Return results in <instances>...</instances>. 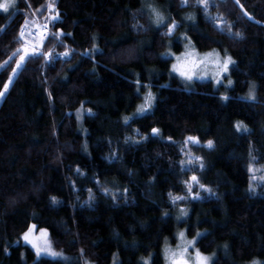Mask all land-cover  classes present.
Returning a JSON list of instances; mask_svg holds the SVG:
<instances>
[{
	"label": "trees",
	"instance_id": "1",
	"mask_svg": "<svg viewBox=\"0 0 264 264\" xmlns=\"http://www.w3.org/2000/svg\"><path fill=\"white\" fill-rule=\"evenodd\" d=\"M48 1L0 10V64L49 26L0 102V264H164L177 231L212 264H264V0H57L55 21ZM188 38L231 57L223 86L171 73ZM31 224L69 261L21 244Z\"/></svg>",
	"mask_w": 264,
	"mask_h": 264
},
{
	"label": "rangeland",
	"instance_id": "2",
	"mask_svg": "<svg viewBox=\"0 0 264 264\" xmlns=\"http://www.w3.org/2000/svg\"><path fill=\"white\" fill-rule=\"evenodd\" d=\"M56 1L57 0H55V3H56ZM1 2H8V0H1ZM50 2H51V0L48 1V4ZM48 10H49V8H48ZM49 15L53 16V15H55V12H50L49 11ZM153 17H154V15H153ZM199 44L200 45L198 46L195 42H192V40L190 38H188L186 40V45H185L182 53H180L178 55H172L171 54V58L173 59L171 73L173 75L177 76L183 82V84L185 85L186 89H190L189 87L195 81H200V82L210 81V82L213 83V85L216 88L219 87V86H223L222 85L223 82H225L227 79L230 78L229 69H228L227 73H223L220 76H217V73L220 71L219 64L227 57H222L217 52L209 49L207 44L204 43V42H201ZM37 47H38V43H32V44L23 43L13 54H11L8 58H6L0 64V71H1L5 66H7L9 63L14 61V59H15L14 69H16V71L12 72V75H11V77H10L8 83H7L8 87L12 83L14 77L16 76L18 69L22 66V64L25 61L24 60L22 62V64H21V66L19 68H17V62L20 60L21 56L25 55V50H27L28 55H31L32 53L35 52V48H37ZM27 56H25V59L27 58ZM174 65L176 66V70L173 69ZM230 65H229V67H230ZM180 72H186L189 75H192V79L191 80L186 79L184 76L180 75ZM217 80H220V82L218 83ZM226 86H229V85H226ZM8 87H7V89H8ZM6 91L7 90H5V88H4V90L2 91L3 95L0 96V102L3 99ZM247 96H248V93L239 95V99L253 101V100H249L247 98ZM144 103H145V101H144ZM144 103H143V105H144ZM80 122H81V120L78 119V123H80ZM190 142L191 143H196V142H192V141H190ZM206 146H208V144H206ZM182 214L183 213L181 211L180 212V217L177 219V222H181V221L184 220L185 217H182L181 216ZM33 225L34 224H31L24 233L28 232L29 228L31 226H33ZM41 230H45V229H38L35 226V228L33 229L32 233L30 234V238L34 242H36L38 244H41V245H43L45 242L50 243L48 231L46 230L47 236L46 237H42ZM24 233L21 235L20 243L25 245V246H28L29 248H31L33 250V252L35 253V256H36L37 259L38 258H47V259H52V260H59V261H62V262L69 261V257H67L63 253L55 250L53 247H52L53 250H55L56 252L62 254L61 257H52V256H49V255H47L45 253H41V255L37 256L36 249L32 247V244L26 242L23 239ZM181 233H183V238H181V236H180ZM199 237H200V235H198V233H197L194 236V238L188 239V238L185 237L184 231H177V233L175 234V239H174L173 245H171V244H169L167 242L165 244V246H164V250H163L164 264H173L174 256L176 258H179V254L181 253L183 247L189 241H195V243H194V245L192 247H190L188 249V253L186 254L185 258H187L188 256H191L192 258H194L195 257V252L197 250L196 243H197V240H198ZM205 256H209V257H211L213 259V256H211V255H205ZM63 257H67V259L65 260V259H63ZM85 264H92V263L86 262ZM112 264H115V263H112Z\"/></svg>",
	"mask_w": 264,
	"mask_h": 264
},
{
	"label": "snow or ice",
	"instance_id": "3",
	"mask_svg": "<svg viewBox=\"0 0 264 264\" xmlns=\"http://www.w3.org/2000/svg\"><path fill=\"white\" fill-rule=\"evenodd\" d=\"M181 2H182V5H186L187 4V0H181ZM197 4L199 6H201V7H203L205 12L207 13V9L209 7V0H197ZM11 6H12V0H8V2H0V10H3L4 12H7ZM48 8H49L50 12H55L56 11L55 0H51V2L48 4ZM149 8L151 9L152 14L155 17V23L158 26L163 25L164 24V17L162 16V14L158 10L153 8L151 5H149ZM58 15L59 14L57 13L56 15L50 16L49 19L51 21H55L56 19H58ZM188 18L192 19L191 16H189ZM175 28H176V24H175V22H173L168 28V34H171L174 31ZM21 35H23V33H21ZM59 35L60 34H58V38H59ZM237 35H239V34L237 33ZM41 40L43 41V37H41ZM27 55H28V52H27V50H25V55L21 56L20 60L17 62V68H19L21 66L22 62L25 60V56H27ZM50 55H51V53L45 54L46 59ZM62 55L67 57L69 55V52L66 51ZM232 63H234V62L232 61L231 57L225 58L219 64L220 71L217 73V76H220L223 73H227L228 69H229V65L232 64ZM173 69L176 70V66L175 65L173 66ZM15 71H16V69H13V72H15ZM180 75L184 76L188 80L192 79V75H189L186 72H180ZM217 82L219 83L220 80H217ZM231 84H232V81L229 80L228 81V85L230 86ZM7 87H8V85L5 84V90H7ZM255 88H256L255 84H251L250 85L248 96H247V98L249 100H254L255 99ZM2 95H3V93L0 92V96H2ZM222 99L227 100V99H229V97L224 96V97H222ZM153 100H154V97H153L152 93L149 92L147 94V96L145 97L144 105L140 109H138V112L143 113V112L147 111L149 108H151ZM88 111L91 112L90 109ZM127 119L128 118H125V122L126 123H127ZM236 128H237V131H240L241 129H243L244 131H247V127L245 125H243L241 122L237 123ZM152 132H153V134H157L159 132V129L153 128ZM188 140L198 143V141L194 137H189ZM212 146H213V142L211 140H209L208 141V147L211 148ZM197 159H199V158H197ZM252 159L254 160L255 157H252ZM189 163H191V160L189 161ZM202 166L203 165H201V167ZM248 170H249L250 173H254L256 171V169H254V167H253V165L251 163L249 164ZM77 171H79V170H77ZM251 179L255 180L256 176L253 175L251 177ZM260 179L264 180V177H261ZM192 181H193V183H198L197 177L193 176L192 177ZM200 187L204 188V185L201 184ZM249 189H250V191H255V188L253 187L251 182H250V185H249ZM189 191H191V186L190 185H189ZM205 191L211 192V189H205ZM194 198H198V194H197V197H194ZM175 199H182V197H175L174 200ZM53 202H55V198L54 197H53ZM34 228H35V225L31 226L29 228L28 232L24 233L23 239L26 242L32 244V247L36 249L37 256L41 255V253H45V254H47L49 256H52V257H61L62 254L56 252L55 250H53V248H52L50 243L45 242L43 245H41V244H38V243L34 242L30 238V234L32 233ZM41 234H42V237H46L47 236L46 230H41ZM198 235H201V234L198 233ZM180 236H181V238H183V233H181ZM194 243H195V241L187 242V244L183 247L181 253L179 254V258H176L174 256L173 264H212V258L209 257V256L203 255L199 250H196L194 258H192L191 256H188L187 258H185L186 254L188 253V249L190 247H192L194 245ZM63 259L66 260L67 257H63ZM144 264H148V261L145 260ZM252 264H260V262L259 261H253Z\"/></svg>",
	"mask_w": 264,
	"mask_h": 264
},
{
	"label": "built area",
	"instance_id": "4",
	"mask_svg": "<svg viewBox=\"0 0 264 264\" xmlns=\"http://www.w3.org/2000/svg\"><path fill=\"white\" fill-rule=\"evenodd\" d=\"M26 22L20 30V38L29 43H43L48 36L49 26L48 25H36L35 27L29 26ZM23 33V35H21ZM43 37V41L41 40Z\"/></svg>",
	"mask_w": 264,
	"mask_h": 264
},
{
	"label": "bare ground",
	"instance_id": "5",
	"mask_svg": "<svg viewBox=\"0 0 264 264\" xmlns=\"http://www.w3.org/2000/svg\"><path fill=\"white\" fill-rule=\"evenodd\" d=\"M29 26L31 27H35L36 25L35 24H32V23H28Z\"/></svg>",
	"mask_w": 264,
	"mask_h": 264
}]
</instances>
